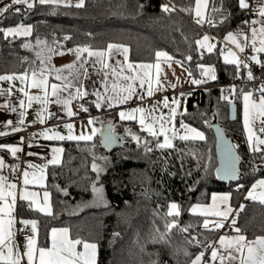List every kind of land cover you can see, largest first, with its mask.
Wrapping results in <instances>:
<instances>
[{"label":"trees","instance_id":"obj_1","mask_svg":"<svg viewBox=\"0 0 264 264\" xmlns=\"http://www.w3.org/2000/svg\"><path fill=\"white\" fill-rule=\"evenodd\" d=\"M194 4L195 0H84L82 7L33 3L28 8L27 4H12V0L0 2V8L9 5L0 13V74L38 70L32 50L24 45L35 47L39 40V45L62 51L104 48L112 42L125 44L130 59L139 62L154 61L156 52L164 51L172 60L185 62L191 76L200 77L198 65L209 64L216 77L204 87L185 92L184 111L175 118L176 125L183 122L202 131L204 140L174 138L171 147L158 149L155 145L162 138L133 123L130 127L147 140L138 147L126 140L125 125L118 123L114 130L123 142L110 151L101 147L99 136L90 142L65 143L61 164L47 173L52 214L40 215L23 202L18 207L22 215L38 224L39 246L48 245L50 228L66 227L72 238L97 244V264H190L198 253H209L220 232L205 229V218L191 215L189 207L206 203L212 193L222 191L229 192L236 205L261 172L262 152L250 151L245 145L238 116V95L248 88L232 90L225 85L242 73L220 60V40L232 30L244 29L246 9L239 7V0H208L206 17L212 19L208 28L216 37L209 52L196 43L206 34L193 23L194 12L182 10L194 9ZM161 5L170 11H162ZM214 6L222 10L212 11ZM17 25L31 26L30 33L5 36L4 29ZM221 95L228 99H221ZM229 101L237 106L233 122L228 120ZM212 123L219 124L236 147V182L222 184L215 177ZM145 146L152 150L146 153ZM93 154L110 162L96 182V187L103 189L105 202L96 201L92 192L96 180L90 167ZM97 158L96 163L103 167L105 162ZM170 203L177 204L179 216L168 215ZM173 219L176 225L167 234L168 242H152L153 237L158 241L159 233H164L166 223ZM235 219V228L247 239L264 236V204L244 203ZM185 227L187 231L181 232ZM231 231L228 228L221 233ZM184 249L190 255H184Z\"/></svg>","mask_w":264,"mask_h":264},{"label":"crops","instance_id":"obj_2","mask_svg":"<svg viewBox=\"0 0 264 264\" xmlns=\"http://www.w3.org/2000/svg\"><path fill=\"white\" fill-rule=\"evenodd\" d=\"M4 1V0H0ZM27 3L33 4V3H39V0H27ZM19 4H26L24 2H21ZM77 0H65L64 3H60V5L64 6H76ZM264 5V0L258 5L253 19H258L259 23L251 24L250 28L247 32H245L244 42L242 43V47L244 48L245 43L247 41H251L252 32L251 29L253 27L259 29L261 27H264V18H260L258 16L259 12V6ZM238 30H244V29H236L230 31L231 33ZM246 31V30H245ZM229 33V32H228ZM227 33V34H228ZM206 34V33H205ZM225 34V36L227 35ZM205 36H208L207 34ZM225 36L220 40L221 43V50H220V60L223 64L226 65H232L236 67V64L228 62L225 60V57L228 56V51H223L224 47V40ZM247 37V38H246ZM113 43V42H112ZM209 44L214 45V42H211L210 38L206 42ZM109 44V43H108ZM107 44V45H108ZM113 44H119V43H113ZM107 45L104 48H89L91 50H106ZM125 45V44H121ZM128 49L129 47L125 45ZM259 46V41L257 40V47ZM201 49L207 51L206 48L199 46ZM232 54L237 57V53L240 51L238 48H232ZM226 50V49H225ZM166 53V52H165ZM255 55L257 57V60L259 63L264 64V52H254L251 57ZM81 59L77 60V57L73 61V64L71 65L70 69L63 71L64 79L57 80L56 78L48 75V103L44 104L38 101H32L29 105L27 96L24 95L23 92L20 91L21 88H24L25 92H27L29 95H40L43 97V92L35 87H28V83H21L18 79H13L11 81L8 80H0V133H4V136H7V140H3L0 142V145H14L18 147L19 151L13 155L8 151L7 148H0V160L3 161V166H0V177H4V189L5 191H9L8 188L9 184L16 185L15 189H11L16 193L15 201L13 202L12 197H6L5 200L0 201V204L4 203H11L13 204V211L9 214L13 220L11 231L13 232V236L11 237V246L13 248V252L15 254L16 251H19V253L23 254L25 251V248L20 251L19 248L15 244V232L16 227L18 223H22V220H32L29 218V216L22 215L20 211H18V207L20 203H26L32 211H35L36 213H39L43 216H49L52 214V202H51V195L50 192L47 189V173L48 169L52 167L59 166L63 159V153H64V144L67 142H90V141H77V140H50L46 139L41 133L47 131L49 134L53 132H58L61 135H64L65 137L68 135V129L65 127L66 124H72V134L75 136H79L81 134H90L91 129L93 127L101 129L103 124H109L111 123L113 129L118 123H123L125 125V130L129 129L132 124H136L138 128L142 129L138 121L134 120H121L119 116V112L122 110H129L132 108H143L145 111L143 115L146 118V122H151L152 116H156L159 118L162 114L167 117H170V109L172 108V101H179V97L175 94L178 92H187L189 90L204 87L206 84H193L192 79L189 78V70L185 62L183 61H177L172 59H166L165 57H160V61L156 58L154 61L151 62H139V61H132L130 59V49L128 52V61L133 63L135 66L136 64H151L153 65L151 69V75H152V92L149 95V85L147 82L143 84V86L140 85L139 81L134 82L135 86V92L133 93V96L131 99L126 101L123 104H116L113 103L112 107L108 106L107 98L109 95L115 97L116 93L112 91L113 84L118 85H125L127 82L123 79L119 78L118 76L112 75V70L115 69L117 73H120L121 68H123V74L124 75H131L132 73L127 69L126 65L124 64V55L122 52V49H113L111 52V55H108L105 57L106 62L109 64V68L105 69L102 67L101 64L97 63L96 57H88L87 52H83L80 54ZM168 57H170L167 54ZM120 62L119 64L117 62ZM78 64H77V63ZM179 62V63H178ZM257 62V61H256ZM83 64V67L81 65ZM159 64L160 71L157 73L156 71V65ZM204 67L211 66L212 65L206 64L203 65ZM87 70V75H84V70ZM213 73L215 75L214 68L212 69ZM180 71V72H179ZM201 71V78L203 75V69L200 68ZM37 76L40 74V70H36ZM105 72L108 73L107 78L105 77ZM179 72V77L176 76V74ZM188 72L187 77H185V80H181V75ZM77 73H79V78L76 79ZM13 73H6V74H0V76L3 75H9ZM15 74H22V73H15ZM29 78L31 77L32 72L27 73ZM166 74H170V80L168 77H166ZM168 79L169 81H165ZM215 79H212L214 81ZM71 81L72 86L69 87L67 90H63V85L67 82ZM170 82V83H169ZM209 82V83H211ZM55 83L58 85H61V90L59 91L60 97L67 98L69 94H75L77 87H81L83 91L87 93L85 96L77 97L76 99L71 100V103L68 105V109H70L73 113L72 116L67 115V110L65 109L64 105L62 103H56V97L51 95L52 88L51 85ZM105 84L107 85L108 92H105ZM245 91V90H244ZM242 91V92H244ZM100 93L103 99L100 100V107L97 108L96 101L97 96L94 93ZM172 95V96H171ZM260 94L259 93H253V98L259 99ZM167 98L168 106H165L162 101ZM177 97L176 99H174ZM243 98L241 99V94L238 95V116L240 123L243 128V134H244V141L245 145L248 147V140H247V134L244 130V124H243V108L241 107V103ZM20 101L24 102V107L21 108ZM13 109H15L13 111ZM86 109V110H85ZM23 111L25 114L23 116V122L18 123L21 120L20 112ZM184 111V106H183ZM183 111L178 112L176 114H182ZM140 113H137V116H139ZM176 115L170 119L169 124L167 125L169 128H178L180 126L176 125L175 123ZM92 119L94 121L93 124H89V120ZM41 120L43 122H41ZM11 122V123H9ZM186 124V123H185ZM190 126V125H189ZM13 128H19L18 131H12ZM252 128L256 136L261 135V131L263 128V124L260 123V120H256L252 124ZM21 131H30L32 132V136L27 137L25 141H22L21 138L18 137L19 133ZM115 131V130H114ZM116 133V132H115ZM129 131L127 132V134ZM126 134V133H124ZM126 134V135H127ZM99 135V132L92 138L94 140L95 137ZM117 137L118 133H116ZM162 138L163 142V136H160ZM12 138V139H11ZM261 138V137H260ZM264 139V138H261ZM91 140V141H92ZM173 140V139H172ZM172 142V141H171ZM253 145H255V140L253 141ZM261 145H258L260 148ZM53 148H61L62 152L59 154L60 163L59 164H50L48 163L49 160L53 158ZM35 166V167H32ZM41 169H43V177L40 183H29L27 185L24 184V172L27 171L29 173V179H33V174L36 175V177H39L41 175ZM258 180H264V174H260L256 176V178L253 179L252 182L248 185L246 190L243 193V196L248 200V202H259V200H252L248 198V192L252 189V185L256 183ZM21 190L25 192H31L35 193V201L40 205V207L44 206L45 197L44 193H48V212H41L38 208L32 206V200L30 199H21L20 198V192ZM255 194H259L261 191H264V189H261L259 186L253 190ZM217 194V196L228 193L229 199L226 204H221L217 202V209L223 210L226 207H229L232 209V211L229 212L228 218L224 219L222 217L217 216H208L207 219L209 221H221L222 226L218 229H222L225 227V229H231L232 231L230 233H220L214 240V242L211 245L210 251L207 255V258H204V255L201 257L200 264H239V259L232 260L228 253L229 251H232L231 249H225L223 248L219 243V239L221 236L226 237H234L237 235V232L234 230V227L232 225V219L236 218L238 214L241 213V205L243 203H240V201L233 205L231 201V194L229 192H214ZM213 193L210 195L209 200L206 203H194L189 207V213L194 216H199L205 218V216L200 214V211L198 210L196 213H193L190 211L193 205H199L201 209H207L210 205L213 204L212 200ZM3 215V214H0ZM5 220L8 219V216L4 217ZM236 220V219H235ZM36 229L38 227V224H36ZM7 228V224L5 225ZM211 227V224L210 226ZM53 228L61 229L66 227H52L48 231V239L51 233V230ZM68 229V228H67ZM240 235H243L239 233ZM38 232L36 230L35 237L37 241ZM245 236V235H244ZM257 237V236H256ZM256 237L247 239L246 240H254ZM69 239H74L71 237L69 232ZM38 244V242H37ZM50 244V240L48 241V245ZM39 246V245H38ZM45 246V247H47ZM2 248V246H0ZM78 250H82V245L77 246ZM212 248H216L218 250V255L215 260L211 258V251ZM2 250L7 253V248H2ZM98 253V249H97ZM199 254V253H198ZM233 256H238V253L232 252ZM220 256L225 257L223 262H221ZM97 259V257H96ZM195 259V257L193 258ZM0 264H5L4 261H0ZM21 264H27V258L22 256ZM191 264V263H190Z\"/></svg>","mask_w":264,"mask_h":264},{"label":"snow or ice","instance_id":"obj_3","mask_svg":"<svg viewBox=\"0 0 264 264\" xmlns=\"http://www.w3.org/2000/svg\"><path fill=\"white\" fill-rule=\"evenodd\" d=\"M24 2L27 4L28 8H31L33 5L30 3H27V0H12V4H17ZM65 0H39L40 4H60L64 3ZM84 4V0H77V7H82ZM208 0H195V7L192 8H185L182 9L183 11H193L194 17H198L197 23L203 24L204 22L212 23L211 17H206L205 9L207 7ZM9 5H5L3 8H0V13H3L7 10ZM239 7L241 9H246L249 7V4L246 2V0H239ZM162 11H170L167 5H161ZM222 9H218L215 6L213 7L212 11H221ZM16 11H20L19 8L16 9ZM258 16L260 18H264V5L259 6V12ZM253 24L259 23L258 19H254L252 21ZM31 26H21L17 25L14 28H8L4 29L5 36L9 34L14 35H23L27 36L30 33ZM252 36H251V43L253 46L254 52H264V27H261L259 29L253 27L251 29ZM247 38V37H246ZM67 39V37H65ZM226 40H230L233 44L236 45L238 49L243 51V47L237 42L236 37L229 32L225 36ZM209 40L208 36H204L201 40H197L196 43L198 46L204 47L207 49V51L211 52L214 45L206 43ZM257 40L259 41V46L257 47ZM41 41L37 40V44H40ZM24 47H30V45L25 44ZM113 49H122L123 55H124V64L126 65L127 69L132 73L131 75H124L123 74V68H121L120 73H117L115 69L112 70L113 76H118L119 78L123 79L127 83L125 85H118L113 84L112 91L116 93L115 97L109 95L107 98V103L109 107L113 106V103L116 104H123L129 99L132 98L133 93L135 92V86L134 82L139 81L140 85L143 86L145 82L149 85V91L148 94L150 95L152 92V75H151V69L153 65L151 64H136L135 66L133 63L128 61V52L129 49L125 45L121 44H113L109 43L107 45L106 50H91L87 47H77L75 49L77 54V60L81 59L80 54L83 52H87L88 57H96L97 63L101 64L103 68L107 69L109 68V64L106 62L105 57L108 55H111V52ZM51 51V49H49ZM40 53H37V56H39ZM156 57L159 59L160 57H165L166 59H171V57L167 56V53L162 51L156 52ZM190 59V57H189ZM253 61H259L257 60V57L253 55L251 57ZM225 60L231 63L236 64L239 66V61L236 59V57L229 53L228 56L225 57ZM41 68H40V74L37 76V72L35 69H33L31 77L29 78L27 71L22 74H9V75H3L0 76V80H8L11 81L13 79H18L21 81V83H28V87H35L40 89L43 92V97L40 95H29L27 92H25L24 88H21L20 91L24 93L25 96H27L29 105L32 101H38L41 103H48V75L50 74L51 70L45 71L44 67V60L41 59ZM120 63L119 61L117 62ZM179 63V62H178ZM71 67V65L66 66ZM83 67V64L81 65ZM198 67L203 69V75L215 79V75L213 73V70L208 67L205 68L203 65H198ZM247 67V65H245ZM57 73H59L60 70H56ZM156 71L159 73L160 68L159 64L156 65ZM237 72H239V67H237ZM84 75H87V70L85 68ZM108 73L105 72V77L107 78ZM248 77L252 78V73L249 71ZM79 78V73H77L76 79ZM57 80L64 79L61 75H56ZM202 81L193 79V84H200ZM71 81L65 83L63 85V90H67L69 87H71ZM52 92L51 95L56 97V103H62L67 110V115L72 116L73 113L70 109H68V105L71 103V100L76 99L80 96H85L87 93L82 90L81 87H77L76 93L69 94L67 98H61L59 95V91L61 90V85L53 83L51 85ZM260 92L259 99L253 98V93L251 91L244 92L243 93V124H244V130L247 134V140H248V146L249 150L253 152L261 151V149L258 147V145H264V139H261L259 136H256V134L253 131L252 124L256 120H260L261 124H264V87L258 90ZM105 92H108L107 85L105 84ZM97 96L96 106L97 108L100 107V100L103 99L100 93H94ZM221 99H228V97H225L221 95ZM162 103L165 106H168L167 98L162 101ZM173 104H176L177 101L173 100ZM232 102L229 101V104ZM21 108L24 107V102L20 101ZM15 109H13L14 111ZM86 110V109H85ZM143 108H132L129 110H122L119 112V116L121 120H134L138 121L143 131L147 132L153 137L163 136V142L157 141L155 147L158 149L171 147V141L172 138L176 135L175 128H169L167 125L170 122V119L173 118L176 115V108L172 107L170 109V117H167L165 115H161L159 118L156 116H152L151 122H146V118L143 115L144 113ZM137 113H140L139 116H137ZM24 112H20L21 120L18 123L23 122V116ZM41 122H43L41 120ZM11 123V122H9ZM94 121L92 119L89 120V124H93ZM65 127L68 129V135L65 137L64 135H61L58 132H53L49 134L47 131L41 133L46 139L50 140H77V141H91L92 138L97 134V132L101 133V144L107 148L112 144H115L117 142L122 143V138L117 137L111 123L107 126H103L101 129L93 127L91 129L90 134H81L79 136H75L72 134V124H66ZM181 128H184L186 130L185 134L180 136V139L182 140H204V133L198 131L195 128H191L188 125L181 122L180 125ZM19 128H13L12 131H18ZM128 131V129H126ZM219 129H217V132L219 133ZM264 131V129H262ZM171 133V136L169 135ZM0 135H4V133H0ZM132 139L137 142L138 147L141 144V141L138 136L135 134H132ZM255 140V145H253V141ZM146 145V142H145ZM234 145H228L224 156L221 161L220 167L216 169V173L218 177H221L223 179H235L237 177V169H236V163L239 160V156L236 155L234 152ZM0 148H7L10 153L15 155L19 149L18 147L14 145H0ZM152 149L145 146V152H150ZM53 158L48 161L50 164H59L60 158L59 154L62 152L61 148H53ZM98 158L93 154V163H92V170L96 173V180L92 183V192L94 194V197L96 201L98 202H105L104 196H103V189L96 187V182L100 179V173L105 170V167L110 163L108 161L107 157H99L100 160L104 161L105 164L102 167L100 164L96 163V160ZM0 166H3V161L0 160ZM35 167V166H32ZM205 169L208 168V164L205 163L204 165ZM24 184L27 185L29 183H40L43 177V169H41V175L39 177H36L35 174H33V179H29V173L27 171L24 172ZM4 177H0V201L5 200L6 197H12L13 202L15 201L16 193L12 191L11 189H15L16 185L9 184L8 188L9 191H5L4 189ZM260 187L261 189H264V180H258L256 183L252 185V189L248 192V198L252 200H259L261 204H264V191H261L259 194H255L253 190H255L257 187ZM35 193L31 192H25L21 190L20 192V198L21 199H30L32 200V206L39 209L41 212H48V193H44L45 202L44 206L40 207L38 203H36L35 199ZM229 199L228 193H223L219 196L217 194L213 193L212 200L213 204L210 205L207 209H201L199 205H193L190 209L191 212L196 213L198 210L200 211V214L205 216V219L203 221V227L205 229L211 230L209 228L210 224L212 228H220L222 226L221 221H209L207 219L208 216H217L222 217L224 219L228 218V214L230 211H232L231 208L226 207L223 210L217 209V202L221 204H226ZM243 208V205H241V209ZM13 211V204L11 203H4L0 204V246L2 248H7V253L0 248V261H4L5 264H21L22 256L27 258V264H97V244L95 242H89L87 240H83L80 238L77 239H69V229L67 228H61L56 229L53 228L51 230L49 240L50 244L49 246H38L35 233H36V221L35 220H22L21 222L24 224H31L32 225V232L33 236L29 237L26 245H25V251L23 252L22 256L19 253V251H16L15 254L13 252V248L11 246V237L13 236V232L11 231L13 220L11 216L9 215ZM175 214V216H179L178 206L175 203H171L168 206V215L172 216ZM5 216H8V219L5 220ZM7 224V228L5 225ZM236 224L235 218L232 219V225L233 227ZM176 225L175 219H173L171 222L166 223L165 226V232L159 233L158 241L156 237L152 238V242H165L167 243V234L170 232V230L173 228V226ZM234 230L237 232V235L234 237H226L221 236L218 243L225 249H231L232 251H229L228 255L232 260L239 259V264H264V236H257L254 240H246L244 235H240V229L235 228ZM181 232L187 231V228H180ZM157 232L159 230L157 229ZM114 236L118 235V233H113ZM193 240H195V237H193ZM191 242V241H190ZM82 245V250H78L77 246ZM208 245H205L207 247ZM184 255L188 256L190 255L186 249L183 250ZM232 252L238 253V256H233ZM204 255L203 252H200L195 256V259L191 260V264H200L201 257ZM218 255V250L216 248H212L211 251V258L215 260ZM221 262L225 259V257L220 256ZM152 264H156L155 261L152 262Z\"/></svg>","mask_w":264,"mask_h":264},{"label":"built area","instance_id":"obj_4","mask_svg":"<svg viewBox=\"0 0 264 264\" xmlns=\"http://www.w3.org/2000/svg\"><path fill=\"white\" fill-rule=\"evenodd\" d=\"M246 2L249 4V7L246 8V21L244 24V30H246V32L248 31V29L251 26V22L254 16V13L260 3V0H246ZM197 19H199L198 17H193L192 21L195 25H197L201 30H203L208 37L210 38L211 42H214L216 40V37L210 32L209 30V26L210 23L208 22H204L203 24L197 23ZM254 53L253 51V46L251 41H247L245 43V46L243 48V51H239L237 53V57H238V61L239 66L236 65V68L239 67V72L242 73V75L233 77L229 82L225 83V85L229 86V87H247V88H252L254 89L257 93L260 94V92L258 91L259 89H261L262 87H264V64L263 63H258L256 61H253L251 59V55ZM245 65H247V67H245ZM249 71H251L252 73V78L250 79L248 77V73ZM233 95L230 94L229 98L232 99ZM177 97H175L174 99H176ZM264 129V124H263V128ZM32 136V132L30 131H21L18 135L19 138H21L22 141H25V139L27 137ZM261 138H264V131H261ZM8 139L7 136L4 135H0V142L3 140ZM261 152H262V160H261V172L258 174H262L264 171V145L260 146ZM248 200L242 195L241 199H240V203H247ZM31 221V220H29ZM225 229V227H223L222 229H216V231L220 232L223 231ZM33 232H32V225L31 224H24V223H18L17 227H16V232H15V244L16 246L19 248L20 251H22L25 248L26 242L28 240L29 237L33 236ZM204 258H207V255L204 254Z\"/></svg>","mask_w":264,"mask_h":264},{"label":"rangeland","instance_id":"obj_5","mask_svg":"<svg viewBox=\"0 0 264 264\" xmlns=\"http://www.w3.org/2000/svg\"><path fill=\"white\" fill-rule=\"evenodd\" d=\"M207 6H208V4H207ZM194 7H195V4H194ZM206 12H207V7L205 9V14H206ZM245 32H246L245 30H238V31L232 32V34L236 37L237 42L241 46H242V43L244 42ZM19 36H23V35H19ZM231 47L232 48L233 47L234 48H237L236 45L233 44L230 40H226L225 39L224 40V47H223L224 50L223 51H228V53H231L232 52ZM28 48H30L32 50L33 54H34V58H33L34 60L33 61L36 64V68L38 70H40V68H41L40 61H41V59H43L44 60L45 71L51 70V72H50L49 75L52 76V77H54V78H56V75L57 74L63 76V71L64 70H67V69H70V67H66V66L72 65L73 64V61L77 57V54H76L75 49L68 50V51H62L59 48H51V47L44 46V45L42 46V45H39V44L37 46H35V47H33L32 44H31L30 47H28ZM49 49H51V51H49ZM162 52H164V51H162ZM37 53H40V55L37 56ZM158 60L160 61V58L157 59V62L156 63H158ZM208 67H210L211 69H213L211 66H207L205 68H208ZM56 70H60L59 73H57ZM179 72L176 74L177 77H179ZM187 75H188V72L184 73L183 75H181V78L180 79L182 81L185 80V77H187ZM166 77H168L169 80L171 79L170 78L171 77L170 74H168V75L166 74ZM189 78H191L192 80L193 79L201 80L202 81L201 82L202 84L209 83L212 80L211 78H209V77H207L205 75L202 78L201 77L195 78V77H193V76L190 75ZM168 79H166L165 81H169ZM230 88H232V90H233V88L235 89V87H230ZM249 91H251L252 93H257L252 88H248V90H245L244 92H249ZM244 92H240L239 93V94H241V99L243 98V93ZM175 95L179 97V101L176 104H173L172 103V107H175L176 108V113H178L180 111L182 112L183 111V106H184V101H185V93L184 92H178ZM241 101H242L241 107L243 108V100H241ZM186 125H188V124H186ZM189 127L194 128L192 126H189ZM129 128L130 129H128V131H130V132L132 131V134H135L136 136H138L139 139H140V141H141V144H144L147 141L145 137L139 135L138 132L136 130H134L132 127H129ZM197 130L200 131L199 129H197ZM128 131H124V133L127 134ZM175 132H176V135L172 139H174V138H180V136H182V135L185 134L186 130L184 128H181L179 126L178 128H175ZM200 132H202V131H200ZM129 133L127 135L125 134L126 140L127 141H130V142H132L134 144H137V142L132 139V134H129ZM169 135L171 136V133H169ZM119 137H121V136L119 135ZM163 139H164V137H163ZM101 154L103 155L102 152H101ZM97 157H102V156L99 154ZM90 167L92 169V164H91Z\"/></svg>","mask_w":264,"mask_h":264},{"label":"water","instance_id":"obj_6","mask_svg":"<svg viewBox=\"0 0 264 264\" xmlns=\"http://www.w3.org/2000/svg\"><path fill=\"white\" fill-rule=\"evenodd\" d=\"M236 117H237V106L234 102H232L231 104H228V120L233 122L236 120ZM109 124H103V126H107ZM217 129H219V133L217 132ZM211 130L213 132V135H214V151H215V157H216V167H215V170H214V174H215V177L217 179V181L219 183H222V184H225V183H228V182H236L237 179H238V172H239V160L237 161L236 163V169H237V177L235 179H223L221 177H218L217 176V173H216V169L218 167H220L221 165V161H222V158L224 156V153H225V150L227 148V146L230 144V145H234L233 142L226 136V134L224 133L222 127L217 124V123H212L211 124ZM99 139H100V145L101 147L105 148L102 144H101V133L99 132ZM120 145L119 142L115 143V144H112L110 145L109 147L105 148L107 151H110L111 149L113 148H116ZM234 152L237 154V150H236V147H234ZM258 170H256L257 172ZM37 226V225H36Z\"/></svg>","mask_w":264,"mask_h":264}]
</instances>
